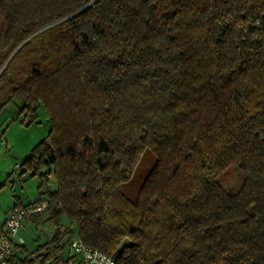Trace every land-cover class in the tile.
I'll list each match as a JSON object with an SVG mask.
<instances>
[{"label": "trees", "instance_id": "obj_1", "mask_svg": "<svg viewBox=\"0 0 264 264\" xmlns=\"http://www.w3.org/2000/svg\"><path fill=\"white\" fill-rule=\"evenodd\" d=\"M15 97L50 124L37 249L75 225L117 264H264V0H0V112Z\"/></svg>", "mask_w": 264, "mask_h": 264}, {"label": "rangeland", "instance_id": "obj_2", "mask_svg": "<svg viewBox=\"0 0 264 264\" xmlns=\"http://www.w3.org/2000/svg\"><path fill=\"white\" fill-rule=\"evenodd\" d=\"M19 100L18 97H15L0 112V217L17 197L21 204H26L28 201L34 200L39 194L40 177L39 175H30L25 166V160L31 155L33 147L47 135L50 124L42 106L37 111L38 122L33 121L27 124L23 114L19 112L21 107ZM148 160V158L144 160L138 171L134 173L135 181L142 175ZM50 178L52 179L50 182L48 181V186L55 188V180L53 177ZM240 181L241 177L236 173L229 180L228 184L231 186L228 184L226 186L234 190ZM46 215L47 213H42L41 217ZM64 219L66 220V217ZM73 229V238H78L75 225ZM21 231L27 248L25 251L27 254L22 258V260L26 259L24 264H42L36 256V252L43 249L37 248L51 240L50 238L55 231L53 223L44 221L34 225L31 221H25ZM67 241L68 236H65L62 242L66 245ZM64 255L65 251L60 252L59 261H54L52 264H62ZM15 263L23 264L18 259Z\"/></svg>", "mask_w": 264, "mask_h": 264}, {"label": "built area", "instance_id": "obj_3", "mask_svg": "<svg viewBox=\"0 0 264 264\" xmlns=\"http://www.w3.org/2000/svg\"><path fill=\"white\" fill-rule=\"evenodd\" d=\"M50 177H53L52 171H45L43 180L48 182ZM47 203L46 198L27 204L15 203L9 208L4 219H0V264H13V246L23 243L20 230L23 229L24 217L44 211ZM69 247L72 256L64 264H117L112 256L89 246L79 237H72Z\"/></svg>", "mask_w": 264, "mask_h": 264}, {"label": "crops", "instance_id": "obj_4", "mask_svg": "<svg viewBox=\"0 0 264 264\" xmlns=\"http://www.w3.org/2000/svg\"><path fill=\"white\" fill-rule=\"evenodd\" d=\"M53 178H54V177H53ZM51 179H52V178H50L49 182L51 181ZM40 197H41V195L38 194V196H37L34 200H30V201H28L27 203L34 202L35 200L39 199ZM17 202L20 203L18 197H17V199H16L12 204H10V205L7 207V209L3 212V216L0 217L1 220L4 219V217L6 216L7 211L9 210V208H10L13 204H15V203H17ZM27 203H26V204H27ZM46 216H47V215H46ZM41 218H42V219H45L46 217L43 216V217H41ZM25 221H31V222L34 223V225H35L36 223H38L37 221H34L32 217H24V220H23V228H24V222H25ZM62 222H63V223H66L67 220H65L64 217H63V218H62ZM34 227H37V226H34ZM35 229H36V228H35ZM22 230H23V229H22ZM20 231H21V230H20ZM20 235H21L22 238H23L22 231L20 232ZM53 235H54V234H53ZM53 235H52V237H51L50 239H53ZM65 236L67 237L68 234L65 233V232H62L61 236H59L58 239H54V240L57 242V245H60V248H59V249H57V250H55V249H43V250H40V251L36 252V255H38V254H40V253H45V252H48V251H49V253H51V255H50L51 258H50V260L47 261L46 263H47V264H52L54 261H57V260L59 261V259H60L59 254H60V252L62 253V252L65 251V255L62 257V264H64V263H65L68 259H70L71 256H72V251H71V249H70V247H69V243H67V244L65 245V244L62 242V241L64 240ZM72 237H73V236H72ZM48 241H50V240H48ZM48 241H46V242H48ZM24 243H25V240H24V238H23V243H21V244H17V245H15V246H13V249H12V257H13L14 262H16V259L22 261L23 256H25V255L27 254V253L25 252L27 248L25 247V244H24ZM55 257H56V259H55Z\"/></svg>", "mask_w": 264, "mask_h": 264}]
</instances>
